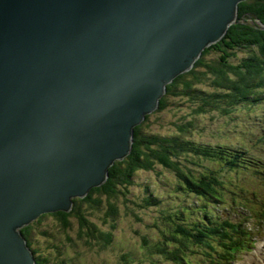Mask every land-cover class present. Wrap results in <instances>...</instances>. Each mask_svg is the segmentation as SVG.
Here are the masks:
<instances>
[{"label":"water","instance_id":"1","mask_svg":"<svg viewBox=\"0 0 264 264\" xmlns=\"http://www.w3.org/2000/svg\"><path fill=\"white\" fill-rule=\"evenodd\" d=\"M243 1L0 0V264H35L20 230L106 182Z\"/></svg>","mask_w":264,"mask_h":264},{"label":"trees","instance_id":"2","mask_svg":"<svg viewBox=\"0 0 264 264\" xmlns=\"http://www.w3.org/2000/svg\"><path fill=\"white\" fill-rule=\"evenodd\" d=\"M245 50L247 54L238 58L236 53ZM211 88L206 90L202 85ZM264 0H245L238 4V17L226 34L217 43L207 47L193 68L176 77L166 86V93L159 102L156 112L167 108L169 99H187L194 103V115H200L210 110L221 115H231L240 105L252 106L264 100ZM154 112V113H156ZM153 113V114H154ZM151 115L146 116L143 123L134 128V139L129 155L121 161H116L108 169V178L100 187L92 188L84 198L72 200V208L68 213L56 212L44 214L29 225L23 227L20 233L28 246L36 233L33 226L48 216L52 217L62 230L71 225L75 219L79 228V238L94 240L108 245L112 240V233L102 232L97 229L85 216L83 205L87 210L97 209L106 202V217L114 218L118 210L111 200L125 198L131 193L133 178L137 172L153 171L163 168L171 171L177 179L178 188H184L194 197L208 202L205 208V224L196 222L191 225L183 223L181 216H171L170 212L163 215L170 226L163 233V238L150 242L142 237L143 246L149 247V252L154 256L167 258L174 264H191L192 250L204 251V264H235L236 256L244 252L245 244H254L250 235L242 225L235 228L228 220L219 221L209 218L207 207L210 204L225 205V193L218 192L223 185H219L218 177L223 168L225 171H249L256 175L264 176V159L252 157L247 151L223 145V147L200 144L189 139L195 126L193 120L175 123L174 132L158 135L147 132L145 123ZM190 158L213 162L221 168L220 172L212 168H204L201 174L193 173L189 165L193 164ZM187 163V164H186ZM216 165V166H217ZM215 166V167H216ZM264 178V177H263ZM242 192V191H241ZM235 198L236 193H231ZM104 197V198H103ZM103 198V199H102ZM140 208L149 205H159L156 196L145 197L141 202H135ZM238 205V204H237ZM263 209L258 211L240 204L239 208L247 215H239V220H257L264 224ZM183 214L184 209L180 210ZM181 214V215H182ZM181 223L172 225V221ZM251 223V222H250ZM173 228L174 232L170 229ZM246 231V234L244 232ZM241 233L244 242L237 239ZM45 234V233H43ZM151 243V244H150ZM218 248V251H214ZM35 256V264H47L43 255L31 249Z\"/></svg>","mask_w":264,"mask_h":264},{"label":"rangeland","instance_id":"3","mask_svg":"<svg viewBox=\"0 0 264 264\" xmlns=\"http://www.w3.org/2000/svg\"><path fill=\"white\" fill-rule=\"evenodd\" d=\"M246 54L247 51L241 50L236 56L242 58ZM205 85L207 84L201 87L206 90L211 89ZM193 105L194 103L187 99H169L167 108L151 114L144 129L150 133L166 135L176 131L175 123L193 120L195 126L193 132L189 134L190 140L204 145L217 147L227 145L243 151L248 150L252 157L264 159V100L252 106L240 105L229 116L212 110L194 115ZM190 161L193 164H186L193 173L201 174L204 168H212L219 172L221 170L216 162L195 158H190ZM225 169L223 168L219 173L218 183L224 188L218 192L225 193L226 204H210L207 207L209 218L213 217V220L219 221L228 220L235 228L242 225L250 231L251 236H255L251 238L254 244L248 242L245 244V251L240 256H236L235 264H252L249 262L251 257L261 261L257 252L260 248H264V224L257 220L243 222L238 218L239 215L243 218L247 217H244L247 214L239 208L240 204L250 208V214L252 208L257 212L263 209L261 204H264V176L249 171L232 172ZM130 191L127 202L123 197L111 200L118 210L114 218L106 217L105 201L97 209L87 210L83 205L86 218L98 230L113 234V240L108 245L102 246V243L94 240L79 238L80 230L75 219L71 220L68 229L62 230L52 217L46 216L33 226L32 232L36 229V233L31 248L37 252V255H43L47 259V264H174L167 258L150 253L149 247L143 246L142 237H146L150 242L157 240L156 236L162 239L163 235H166L163 232L170 226L163 215L169 212L173 217L181 216L183 223L188 225L196 222L205 224L203 207H206L208 202L194 197L182 187L179 189L173 173L163 168L137 172ZM232 192L236 193V198L231 194ZM150 195L159 198L160 204L144 208L134 204ZM182 209L185 210L183 214L180 211ZM176 223L181 222L172 221V225ZM170 231L174 232V229L171 228ZM237 234H239L237 239L244 242L241 233ZM244 234L248 235L246 231ZM218 250V248L214 249L215 252ZM192 251L193 258L190 263L204 264V251L207 250Z\"/></svg>","mask_w":264,"mask_h":264},{"label":"bare ground","instance_id":"4","mask_svg":"<svg viewBox=\"0 0 264 264\" xmlns=\"http://www.w3.org/2000/svg\"><path fill=\"white\" fill-rule=\"evenodd\" d=\"M64 213V212H63ZM28 248L31 250L32 248L30 247V246H28ZM32 251V250H31ZM33 253V252H32ZM258 257H260V260L261 261H257L256 259H254V258H250L249 259V262L250 263H252V264H264V248H260L259 250H258ZM256 253V254H257ZM34 255V254H33ZM35 257V256H34Z\"/></svg>","mask_w":264,"mask_h":264}]
</instances>
